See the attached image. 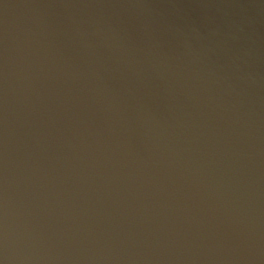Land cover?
Returning a JSON list of instances; mask_svg holds the SVG:
<instances>
[{
	"label": "clouds",
	"instance_id": "1",
	"mask_svg": "<svg viewBox=\"0 0 264 264\" xmlns=\"http://www.w3.org/2000/svg\"><path fill=\"white\" fill-rule=\"evenodd\" d=\"M0 264H264V0H0Z\"/></svg>",
	"mask_w": 264,
	"mask_h": 264
}]
</instances>
